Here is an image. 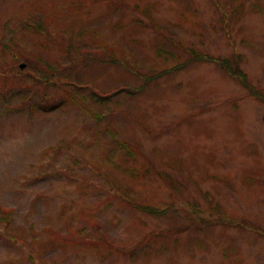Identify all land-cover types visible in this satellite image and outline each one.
Returning <instances> with one entry per match:
<instances>
[{
	"label": "rangeland",
	"instance_id": "374dc122",
	"mask_svg": "<svg viewBox=\"0 0 264 264\" xmlns=\"http://www.w3.org/2000/svg\"><path fill=\"white\" fill-rule=\"evenodd\" d=\"M187 46L242 53L264 90V0H0V264H264V103L211 62L101 102L83 86H140L127 64ZM44 61L64 81L33 80Z\"/></svg>",
	"mask_w": 264,
	"mask_h": 264
},
{
	"label": "trees",
	"instance_id": "16d2710c",
	"mask_svg": "<svg viewBox=\"0 0 264 264\" xmlns=\"http://www.w3.org/2000/svg\"><path fill=\"white\" fill-rule=\"evenodd\" d=\"M31 22H35V24H31ZM26 25L29 28L32 27V29H38V30H43V31L46 29L41 17H37V16H31V18L29 19V22L26 21ZM185 50L189 53V56L185 60H183L181 63H178L176 65H173L167 69H164L158 72L154 70H150V71H146L145 73L143 72L141 73L139 72L141 67H138V70H139L138 71L136 66H130L129 64H127V68L131 72H134L135 74L140 75L141 77L142 76L144 77L143 78L144 83L137 87H123V89H120V90L121 91L123 90L129 94L136 93L137 91L141 90L145 86V84L151 79H156L159 76L170 74L178 69L185 67L190 62H194V61L205 62L206 61V62H215L218 66L222 67L228 74L237 78V80L243 85V87L247 89L250 95L264 102V93L261 92V90L257 89L255 86H253L249 82L247 74L240 67V63L243 59L241 54L233 52L231 56L223 58L219 56H212L194 47L187 46L185 47ZM99 60L101 62H113L114 61V60H111L110 58H105V57L99 58ZM29 76L33 77V80L37 82L41 81L43 83H45L46 81H49L47 79L48 76L53 77L55 80L64 81L63 79L64 76H60L58 73V69L55 66L49 64L48 62H46L45 69L43 70L38 69V74L36 76L34 74H30ZM68 84H72V83L70 82ZM89 90H90L91 95L94 96V98L97 99L99 102H101V100L103 99H110V97L112 96L111 94H107V93L105 94L104 91L94 89L93 87H90ZM40 103H42L40 104V107L42 108L41 110L45 111L49 108L48 104H46L47 103L46 100ZM34 108L36 109V106H34ZM110 135L114 137V139L116 138L113 132H110ZM166 177L170 178L169 175H166ZM126 200L128 201L130 205L150 215H154V214L163 215L165 213V208L161 209L157 206L141 204V203L136 202V200L132 198H127ZM209 203L210 205L214 204L210 206V209L212 211L211 217H213L216 220V222L218 223L233 222L221 212V207L219 203L217 202L213 203V200H210ZM193 204H194V209L196 210L195 215L199 218V220H201V222L207 221V219L203 216L204 210L201 208H198L195 203ZM11 216H12L11 211L4 209L0 205V220L1 221H3L4 223H8L11 219ZM235 223L238 224V222H235Z\"/></svg>",
	"mask_w": 264,
	"mask_h": 264
},
{
	"label": "water",
	"instance_id": "95a60500",
	"mask_svg": "<svg viewBox=\"0 0 264 264\" xmlns=\"http://www.w3.org/2000/svg\"><path fill=\"white\" fill-rule=\"evenodd\" d=\"M21 67H22V65H21Z\"/></svg>",
	"mask_w": 264,
	"mask_h": 264
}]
</instances>
